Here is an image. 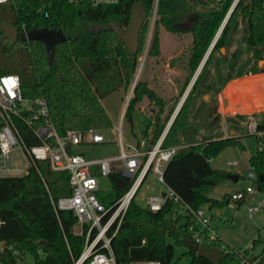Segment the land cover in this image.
I'll use <instances>...</instances> for the list:
<instances>
[{
    "label": "trees",
    "instance_id": "obj_1",
    "mask_svg": "<svg viewBox=\"0 0 264 264\" xmlns=\"http://www.w3.org/2000/svg\"><path fill=\"white\" fill-rule=\"evenodd\" d=\"M184 1L120 0L96 6L91 0H12L0 4V24L15 27L19 33L23 25L28 31L46 26L61 29L66 36L64 41L55 45L50 61L43 41L19 37L12 42L4 36L0 26V74L18 73L25 96L44 97L61 134L69 130L111 128L113 122L102 99L110 92L132 89L124 117L133 130V115L141 110L146 99L149 100L150 120L141 135L148 140L150 149L162 135L179 103V99L171 102L164 98L145 78L134 82L140 65L139 52L148 36V19L155 4L157 9L149 50L152 56L161 51L160 26L180 32L184 30L179 25L185 16L196 14L187 30L193 38L187 56L189 74L185 91L234 0H192L187 13L180 10ZM137 2L144 4L148 18L140 32L139 50L131 55L113 30L96 26L115 21L126 28L132 6ZM213 3L210 11L197 10L199 6ZM239 19L245 27L246 47L252 52L253 61L264 60V0H239L163 141L164 147L181 146L165 166V183L195 209L221 207L232 200L241 204L245 200L244 196L233 199L229 193L223 199L213 198L200 188L226 179L228 171L214 168L211 159L227 146L244 149L240 138L250 116L256 120L257 130L264 131V110H261L227 115L229 128L234 133L225 137L221 132L223 124L217 94L227 84L228 77L218 82L211 68L215 53L229 45L230 35ZM241 54V50L234 52L236 59L231 69L236 67ZM231 71L232 78L245 73L239 70L235 75ZM250 72H264V66L253 67ZM207 93L210 96L205 99ZM22 131L29 144L39 143L27 127L22 126ZM256 136L259 147L249 160L256 175L255 185L264 192V140L259 134ZM140 143L137 141L139 147ZM109 179L111 188L97 191L99 200L107 207L113 206L134 180L120 171L112 172ZM70 193L69 171L53 170L47 160H38L37 167L29 168L23 175L0 176V218L3 220L0 258L6 264H15V259L11 250L1 247L2 242L29 252L36 264H73V259L84 247V238L73 232L77 217L71 210L56 212L52 203V200ZM193 223V216L180 213L179 204L173 200H168L157 211L137 199L132 200L118 233L112 239L116 263L158 259L161 264H179L181 257L187 255L190 264H214L189 249L184 241L185 236L195 239L199 234L201 243L223 251L218 264H243L241 254L252 260L262 255L264 264L263 236L259 235L250 248L241 252L227 247L219 236L211 238L208 233L192 227ZM258 247L261 249L255 256L254 250ZM177 248L185 249L176 255Z\"/></svg>",
    "mask_w": 264,
    "mask_h": 264
},
{
    "label": "built area",
    "instance_id": "obj_2",
    "mask_svg": "<svg viewBox=\"0 0 264 264\" xmlns=\"http://www.w3.org/2000/svg\"><path fill=\"white\" fill-rule=\"evenodd\" d=\"M12 0H0V4ZM96 6L102 4H114L120 0H91ZM157 3L155 4L152 18L156 16ZM30 31L25 25L19 33L27 38ZM9 81H15L10 83ZM124 114L121 116L123 121ZM22 126L30 130V135L37 138L39 143L29 144L28 138L22 131ZM248 132L262 135L264 131L257 130L256 120L248 118ZM165 131V130H164ZM157 142L148 150H142L135 146L125 144L122 137V126L116 129L117 143L120 151L117 155L88 158L77 151L81 144H100L107 142L104 131L96 128L88 130H69L61 134L56 128L50 113L48 101L44 97H27L22 89L21 77L18 73L0 74V176H16L18 170L28 171L29 168L37 167L38 160L50 162L53 170H68L70 173L71 193L67 196L52 200L55 211L71 210L77 217L73 232L84 238V247L80 255L73 259V264H117L116 256L112 248V239L116 236L124 219V216L132 202L137 198L139 190L150 172L155 174L163 190L159 193H151L144 199V205L151 210L157 211L168 201L173 200L179 204V210L183 214L194 218L192 227L207 233L210 230L211 215L206 208L195 209L184 202L180 196L164 180V169L169 160L176 154L181 146L164 147L165 132ZM167 133V132H166ZM128 145V146H127ZM20 149L27 160L25 167L12 166V153ZM118 164L120 169L116 167ZM95 167L101 176H109L114 171L123 172L133 178L128 190L111 207L102 203L97 191L100 189V178L93 172ZM25 172V173H26ZM254 188L247 187L246 192L255 189V172H250ZM244 196L232 194L233 199ZM263 206L249 209L250 215ZM3 220L0 218V226ZM211 238L217 235L209 234ZM195 239L200 241L199 234ZM1 247L11 250L15 264H36L28 260L31 255L13 245L1 243ZM259 253V252H258ZM254 253L255 256L258 254ZM263 256L251 259L250 256L241 254L243 264H263ZM0 264H6L0 258ZM132 264H161L158 259L137 261Z\"/></svg>",
    "mask_w": 264,
    "mask_h": 264
},
{
    "label": "rangeland",
    "instance_id": "obj_3",
    "mask_svg": "<svg viewBox=\"0 0 264 264\" xmlns=\"http://www.w3.org/2000/svg\"><path fill=\"white\" fill-rule=\"evenodd\" d=\"M191 5L192 0H185L180 10L187 13ZM213 5L214 3L211 5L199 6V8L201 11H210L213 9ZM152 17L148 19L149 33L145 42L141 45V52H139L140 65L137 71L138 77L136 73L134 82L141 77L145 78L164 98L171 102L175 99H179L180 101L185 92L184 86L189 74V70L187 69V56L193 38V34L187 30L191 22L195 19L196 14L193 13L192 15L185 16L186 19L179 25L184 29L183 31L173 32L164 26H160L161 51L157 56H152L149 53L155 23V19ZM236 50H241L242 54L237 59L238 63L236 67L231 69L236 59L235 56H233ZM263 66L264 60L258 62L253 61L252 52L247 50L245 27L239 19L235 29H233L230 35L229 45L220 52L215 53L211 72L218 82H221V80L227 77L228 82H230V79H232V77H230L231 70H233L235 75L238 74L239 70L240 72L244 70L243 72L247 73L237 76L236 78H240L238 81H232L228 85L226 84L227 86H224L226 87L225 92L231 95L235 100V105L239 109L245 110L241 113L250 114L256 112L254 110L264 107V72H250L253 67L257 69ZM238 86L239 88L241 86L238 93L233 92ZM258 87L263 88L259 89ZM220 92L217 94V99L219 100L218 110L221 112L226 109L221 104L219 97ZM131 94L132 89L127 92L122 88L118 91L108 93L102 99V104L113 122L111 128L100 129L104 131L107 142L100 144H81L76 148L77 151L84 153L88 157H102L118 154L120 148L117 143L116 129L120 125L122 126V137L125 144L135 146L137 141H140V147L148 149L150 146L149 142L142 137L141 132L145 124L150 120L149 100L146 99L143 102L141 110L133 115V130L131 124L125 117H123V121L120 122L121 116L125 114V106ZM207 94L210 96L209 93ZM261 110L263 109L258 111ZM221 121L223 124L221 130L222 134L225 137L231 136L234 132L229 128L227 115L226 121H224L222 112ZM244 126L245 132L240 138L244 144V149L239 146H227L219 154L213 156L211 160V164L214 168L226 170L228 173L232 172L239 174L240 178L238 181L232 182L226 177V179L218 182L216 185L205 184L200 188L204 194L217 199H223L228 193L240 195L244 192L245 200L242 201L241 204L237 203L236 200H232L230 204L221 207H205L207 213L212 215L210 225L213 230L210 229L207 233L213 235L214 232L215 235H218L219 238L224 241L227 247L241 252L250 248L254 239L259 235L264 237V208L262 207L255 211L253 215L249 213L250 208L263 206L264 192L255 189L252 194H250V191L246 192L247 187L250 186L254 188L253 179L249 176L250 172H253L249 158L256 154L259 142L256 134H250L246 124ZM260 137L264 140V133L260 135ZM11 158L12 166L25 167L27 165V160L20 149L15 150ZM116 168L120 169L121 166L118 164ZM25 172V170H18L16 174L23 175ZM93 172L100 178L101 190H108L111 188L109 176H101L95 167H93ZM162 189L163 187L156 179L155 174L150 172L143 182L136 199L143 204L147 195L160 192ZM184 249L185 248H177L176 255H179ZM260 249V247L256 248L254 253L259 252ZM28 260L32 263L35 259L32 255H29ZM179 264H190V258L187 255L182 256Z\"/></svg>",
    "mask_w": 264,
    "mask_h": 264
},
{
    "label": "water",
    "instance_id": "obj_4",
    "mask_svg": "<svg viewBox=\"0 0 264 264\" xmlns=\"http://www.w3.org/2000/svg\"><path fill=\"white\" fill-rule=\"evenodd\" d=\"M238 1L239 0L233 1V3L231 5L224 21H223V23L221 24L213 42L211 43L209 49L207 50V52L205 54V57L203 58V60H202L201 64L199 65L197 71L195 72L190 83L188 84L187 88L185 89V92L183 93V96H182L181 100L179 101L174 113L172 114L171 118L169 119V121L165 127V131H164L165 134H166V132H168L172 122L174 121V119L176 117V114L180 110V107L182 106L183 102L185 101V99L189 93L188 90H189V86H190L191 82L193 81L192 84L195 82V80H196V78L200 72V69L202 68L206 59L208 58L211 50L213 49V47L216 43V40L218 39L223 28L225 27L230 15L232 14L235 6L237 5ZM147 18H148V12H147L146 7L144 6V4L142 2H137L132 6L131 18H130L129 24L126 28H124L120 22H115V21H109L106 24L98 25V26H96V28L113 30L116 33V35L120 39H122V41L126 44V47L129 51V53L131 55H135L139 50L140 32H141L142 26L144 25ZM0 26H1L2 32L4 33V36L6 38H9L10 40H12V42H16L19 37H22L19 34V30L17 28L12 27V26L5 24L3 22L0 24ZM25 39L26 40L30 39V40H41V41H43L45 46H46V49H47L49 60L52 61L53 55H54V50H55V45L59 42L64 41L66 39V36L61 29H50L46 26H41V27L32 29L29 32L28 37ZM137 77H138V73H137ZM191 88H190V90H191ZM208 98H209V95L207 94L205 96V99H208ZM127 104H128V102L126 103V106H127ZM126 106H125V108H126ZM246 156L249 157L248 155H246ZM227 178H229L233 181H238V174L230 172L227 174ZM255 190H259L257 185H255ZM252 193L253 192H251L250 194H252ZM184 241L187 244L189 249L194 250L198 255H202V256L206 257L207 259L211 260L214 264H218L224 255L223 251L220 250L219 248H217L215 246H210V245L201 243L197 239H194L190 236H185ZM42 242L47 243L45 240H42Z\"/></svg>",
    "mask_w": 264,
    "mask_h": 264
},
{
    "label": "crops",
    "instance_id": "obj_5",
    "mask_svg": "<svg viewBox=\"0 0 264 264\" xmlns=\"http://www.w3.org/2000/svg\"><path fill=\"white\" fill-rule=\"evenodd\" d=\"M198 11H201L200 10V8L198 7V9H197ZM240 78L238 77V78H232V79H230V82H228L227 83V85L229 84V83H231L232 81H238ZM226 85V86H227ZM259 89L261 88V87H258ZM263 88V87H262ZM261 88V89H262ZM226 87H224V89L220 92V101H221V104L225 107V109L226 110H222L221 112H222V117L224 118V121H226V115H229V114H231V115H234V114H236V113H241L242 111H245V110H243V109H239L235 104H236V102H235V100L233 99V97H231V95H229L227 92H225L226 90ZM239 89H241V86H240V88H239V86H238V88H236V90H233V92H237L238 93V90ZM225 101H227V102H225ZM260 109H263L264 110V107L263 108H260ZM260 109H258V110H260ZM258 110H254V111H258ZM142 150H146V149H143V148H141ZM84 154V153H83ZM85 155V154H84ZM117 155V154H116ZM86 157H88L87 155H85ZM108 156H111V155H108ZM115 156V155H114ZM103 157V156H102ZM88 158H99V157H88ZM212 160V159H211ZM119 171V170H118ZM232 173V172H231ZM238 179H239V174H238ZM231 180V179H230ZM232 182H237V181H233V180H231ZM163 190V189H162ZM161 190V191H162ZM160 191V192H161ZM156 193H159V192H156ZM230 194H232V193H230ZM264 205V204H263ZM211 219H212V215H211ZM211 222V221H210ZM210 228H211V230H213V228L211 227V225H210ZM207 232L209 231V230H206ZM210 234V233H209ZM218 236V235H217Z\"/></svg>",
    "mask_w": 264,
    "mask_h": 264
},
{
    "label": "bare ground",
    "instance_id": "obj_6",
    "mask_svg": "<svg viewBox=\"0 0 264 264\" xmlns=\"http://www.w3.org/2000/svg\"><path fill=\"white\" fill-rule=\"evenodd\" d=\"M201 70V69H200ZM193 82V81H192ZM192 82H191V84H190V86H189V90H190V88L193 86V84H192ZM189 90H188V92H189Z\"/></svg>",
    "mask_w": 264,
    "mask_h": 264
},
{
    "label": "snow or ice",
    "instance_id": "obj_7",
    "mask_svg": "<svg viewBox=\"0 0 264 264\" xmlns=\"http://www.w3.org/2000/svg\"><path fill=\"white\" fill-rule=\"evenodd\" d=\"M9 82H10V83H13V84L15 83V81H9Z\"/></svg>",
    "mask_w": 264,
    "mask_h": 264
}]
</instances>
